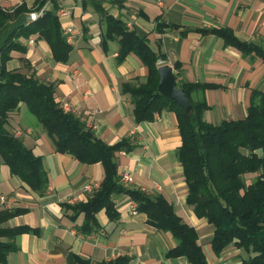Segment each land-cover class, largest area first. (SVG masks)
I'll list each match as a JSON object with an SVG mask.
<instances>
[{
    "label": "crops",
    "instance_id": "1",
    "mask_svg": "<svg viewBox=\"0 0 264 264\" xmlns=\"http://www.w3.org/2000/svg\"><path fill=\"white\" fill-rule=\"evenodd\" d=\"M35 3L0 0V7L13 14L9 22H29L34 20L30 13L38 11L15 9L21 5L30 9ZM54 5L62 32L72 30L68 59L55 61L47 41L35 33L18 38L25 50H12L6 69L33 72L40 81L52 83L61 107L62 102L67 103L68 108L62 109L75 114L103 142L112 144L128 138L131 150L115 154L118 175L126 170L132 174V181L124 186L149 195L161 194L182 221L195 228L208 264H240L247 255L233 245L220 254L213 251V226L197 217L186 201L187 185L177 157L181 138L175 113L163 110L152 121L135 122L133 104L122 84L144 82L147 67L133 53L118 60V37L107 38L104 16L110 14L128 30L145 36L154 50L165 55V60L157 63L170 65L176 82L208 85L193 90L189 97L206 101L209 108L203 118L219 123L243 118L251 99L257 101L253 90L264 94V62L195 28L230 27L241 40L264 49V0H46L41 10L53 9ZM60 8L66 12L60 14ZM157 21L177 27L157 33ZM6 129L40 157L49 182L47 191L38 194L0 163V195L6 199L0 210L27 209L3 225L37 229V233H22L12 239L17 248L7 254L8 264H76L77 257L98 263L119 256L128 258L127 264H187L183 255L166 256L177 241L169 232L150 226L144 212L137 208L132 212L136 203L125 194L113 196L118 218L110 220L103 208L95 214L98 227L83 233L79 228L84 214L72 221V211L63 209L61 203L85 202L104 177L102 164L82 163L56 151L52 139L23 102L9 113ZM261 174L264 169L247 173L246 183Z\"/></svg>",
    "mask_w": 264,
    "mask_h": 264
},
{
    "label": "trees",
    "instance_id": "2",
    "mask_svg": "<svg viewBox=\"0 0 264 264\" xmlns=\"http://www.w3.org/2000/svg\"><path fill=\"white\" fill-rule=\"evenodd\" d=\"M45 3L46 0H36L33 8L21 5L15 12L39 11ZM55 10L56 5L53 9L41 10L42 13L32 21L9 22L13 14L0 7V163L6 164L11 174L38 194L47 191L48 177L40 157L34 155L20 137L6 129L9 113L23 102L52 139L56 151L70 154L82 163L99 162L103 166L104 177L85 202L61 203L63 209L72 211L69 215L72 221L80 213L84 214L79 228L83 233H90L98 227L95 214L103 208L110 220L118 218L113 196L125 194L136 203L137 210L146 214L150 226L169 232L177 241L166 253L167 257L183 255L187 264H208L197 242L195 228L183 222L161 194L149 195L140 189L127 188L120 182L115 154L131 150L128 138L112 144L103 142L75 114L62 109L55 98L52 83L40 81L33 72L6 69L5 62L10 58V52L25 50L18 38L35 33L47 41L55 61L68 59L71 45L66 41ZM104 19L107 38L118 37V60L133 53L147 67L144 82L122 84L123 92L129 94L133 104L135 122L152 121L154 115L163 110L175 113L181 138L177 157L187 185L186 201L197 217L204 218L213 226V251L220 254L227 246L233 245L247 255L240 264H264V174L249 183L245 177L247 173L264 169V94L252 91V97L256 96L257 101L251 99L243 118L211 123L203 118V112L209 108L206 101H192L189 97L193 90L208 85L177 82L192 105L193 111L188 115L175 101L157 90V69L160 66L157 62L165 60V55L154 50L145 36L128 30L120 19L110 14ZM176 27L157 21L155 31L163 33ZM195 31L216 35L225 45L235 47L243 55L257 56L264 62V49L241 40L230 27H197ZM257 150L263 154H257ZM26 211L20 207L0 210V239H6L0 240V264H8L7 254L17 248L12 239L22 233H37L36 228L28 225H3L9 218ZM127 262L128 258L120 256L98 263L76 258V264Z\"/></svg>",
    "mask_w": 264,
    "mask_h": 264
},
{
    "label": "water",
    "instance_id": "3",
    "mask_svg": "<svg viewBox=\"0 0 264 264\" xmlns=\"http://www.w3.org/2000/svg\"><path fill=\"white\" fill-rule=\"evenodd\" d=\"M29 18V15L27 16ZM157 90L161 94L175 101L188 115H191L193 108L185 95L184 89L177 86L176 77L172 67L168 64H161L158 69Z\"/></svg>",
    "mask_w": 264,
    "mask_h": 264
},
{
    "label": "built area",
    "instance_id": "4",
    "mask_svg": "<svg viewBox=\"0 0 264 264\" xmlns=\"http://www.w3.org/2000/svg\"><path fill=\"white\" fill-rule=\"evenodd\" d=\"M75 1H92V0H75ZM97 1H105V0H97ZM66 10L64 8H60L59 9V13L63 14L65 13ZM42 13V11H38V12H34V13H30V18L31 19H35L37 18L40 14ZM72 30L70 28H66L64 31L65 34V38L66 41L68 43H72V35H71ZM62 108L67 109V103L66 102H62ZM119 180L120 182L124 185L127 183H130L132 181V174L129 170L123 171L120 175H119ZM87 190H92L90 188V186H86L85 187ZM6 201L5 197L3 195H0V204L4 203ZM132 212L136 211V206L132 205L131 207Z\"/></svg>",
    "mask_w": 264,
    "mask_h": 264
}]
</instances>
